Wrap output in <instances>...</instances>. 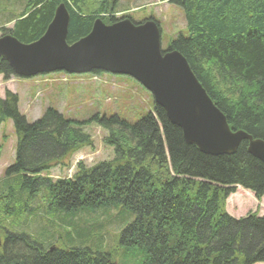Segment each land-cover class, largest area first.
Returning a JSON list of instances; mask_svg holds the SVG:
<instances>
[{
	"label": "trees",
	"instance_id": "obj_1",
	"mask_svg": "<svg viewBox=\"0 0 264 264\" xmlns=\"http://www.w3.org/2000/svg\"><path fill=\"white\" fill-rule=\"evenodd\" d=\"M117 1L26 0L7 33L22 43L37 40L63 3L72 44L97 18L116 21L107 15ZM162 1L179 6L185 19L168 48L186 59L232 130L264 140V0ZM0 75H13L1 57ZM17 101L9 91L0 98V125L10 119L16 136L14 162L0 180V216L17 225L46 218L52 232L6 233L0 264H264V213L235 218L224 209L237 186L257 200L264 194V164L246 141L233 154H205L159 106L134 122L94 117L113 158L92 167L79 162L72 178L52 180L53 167L67 168L93 145L82 131L87 121L49 107L28 122ZM100 216L119 229L113 248L104 245Z\"/></svg>",
	"mask_w": 264,
	"mask_h": 264
},
{
	"label": "water",
	"instance_id": "obj_2",
	"mask_svg": "<svg viewBox=\"0 0 264 264\" xmlns=\"http://www.w3.org/2000/svg\"><path fill=\"white\" fill-rule=\"evenodd\" d=\"M68 24L69 13L60 3L37 40L22 43L11 34L0 37V57L21 78L60 71L130 76L149 91L187 143L205 154L229 155L246 141L247 151L264 164V140L229 128L186 59L176 50H161L155 21L124 18L106 25L97 18L90 32L72 44L66 41Z\"/></svg>",
	"mask_w": 264,
	"mask_h": 264
},
{
	"label": "rangeland",
	"instance_id": "obj_3",
	"mask_svg": "<svg viewBox=\"0 0 264 264\" xmlns=\"http://www.w3.org/2000/svg\"><path fill=\"white\" fill-rule=\"evenodd\" d=\"M25 3L26 0H0V37L9 34L7 32L12 28L13 20L23 13L22 6ZM110 16L115 19L127 16L135 23H142L148 18L154 19L161 28L160 45L163 51L177 34L185 31L182 9L162 0H118L107 18ZM7 91L17 95L18 110L28 122L41 117L49 107L54 108L65 118L87 121L82 125V131L90 136L93 145L76 152L70 158L67 168L60 170L58 166L53 167L48 172L52 180L69 177L77 169L79 162L84 167H92L113 158L112 149L102 142L106 131L95 120H91L92 118L100 119L112 115L134 122L149 112L153 114L154 111L149 92L139 83L127 76L109 73L66 75L59 72L25 79L15 75L8 78L0 75V98H4ZM15 144L13 124L7 119L0 125V179L5 176L6 168L14 162ZM5 200H0V211H3L2 204ZM39 203L35 202V205L40 207ZM224 209L235 218L244 217L255 210L263 214L264 194L257 200L252 192L237 186L224 201ZM114 213L112 210L111 215ZM97 220L103 222L106 249L113 248L119 229L115 224L107 222L103 216ZM17 222L19 221L11 215L0 216V243L8 232L30 231L40 234L38 227L46 234L52 232L46 218L38 216L27 218V224L17 225ZM55 230L58 231L56 228Z\"/></svg>",
	"mask_w": 264,
	"mask_h": 264
}]
</instances>
